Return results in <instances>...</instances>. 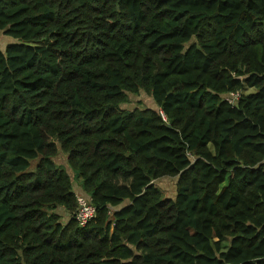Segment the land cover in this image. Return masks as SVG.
<instances>
[{
  "label": "trees",
  "instance_id": "1",
  "mask_svg": "<svg viewBox=\"0 0 264 264\" xmlns=\"http://www.w3.org/2000/svg\"><path fill=\"white\" fill-rule=\"evenodd\" d=\"M0 30V264H264V0H0Z\"/></svg>",
  "mask_w": 264,
  "mask_h": 264
},
{
  "label": "rangeland",
  "instance_id": "2",
  "mask_svg": "<svg viewBox=\"0 0 264 264\" xmlns=\"http://www.w3.org/2000/svg\"><path fill=\"white\" fill-rule=\"evenodd\" d=\"M11 41V38L6 36L3 31L0 30V49H4L5 46ZM254 90L248 89L247 92L250 93ZM123 107L127 109H134L136 107H151L153 109H158L156 103L153 101V99L147 95L145 92H142L140 95H131L130 96V102L126 103L123 105ZM63 154L61 153L57 157V162L64 164L63 161ZM66 164V163H65ZM69 171H71L69 169ZM178 178L177 177H168L164 176L159 179H156L155 182L156 184L160 187L162 190V193L164 196L167 197H175L176 195V182ZM66 220V219H65ZM64 221V219H63Z\"/></svg>",
  "mask_w": 264,
  "mask_h": 264
},
{
  "label": "built area",
  "instance_id": "3",
  "mask_svg": "<svg viewBox=\"0 0 264 264\" xmlns=\"http://www.w3.org/2000/svg\"><path fill=\"white\" fill-rule=\"evenodd\" d=\"M240 96V91L232 92L226 96V100L234 104ZM77 201L79 209L76 213V219L81 225H86L91 219L95 217L97 209L91 202L90 198L84 194H79L77 196Z\"/></svg>",
  "mask_w": 264,
  "mask_h": 264
},
{
  "label": "crops",
  "instance_id": "4",
  "mask_svg": "<svg viewBox=\"0 0 264 264\" xmlns=\"http://www.w3.org/2000/svg\"><path fill=\"white\" fill-rule=\"evenodd\" d=\"M11 38V37H10ZM15 40L13 39V38H11V41L9 42V43H11V42H14ZM74 186H75V188H76V190L79 192V191H81L82 190V188H81V186H79L78 184H74Z\"/></svg>",
  "mask_w": 264,
  "mask_h": 264
}]
</instances>
